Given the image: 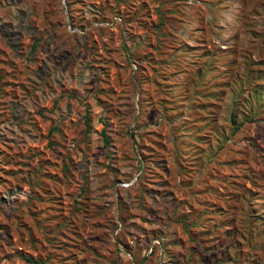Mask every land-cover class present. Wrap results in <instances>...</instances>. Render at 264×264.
<instances>
[{"label":"rangeland","instance_id":"obj_1","mask_svg":"<svg viewBox=\"0 0 264 264\" xmlns=\"http://www.w3.org/2000/svg\"><path fill=\"white\" fill-rule=\"evenodd\" d=\"M27 257L264 264V0H0V264Z\"/></svg>","mask_w":264,"mask_h":264},{"label":"trees","instance_id":"obj_2","mask_svg":"<svg viewBox=\"0 0 264 264\" xmlns=\"http://www.w3.org/2000/svg\"><path fill=\"white\" fill-rule=\"evenodd\" d=\"M35 45H33V48H34ZM231 121L234 123V115L232 113L231 115ZM26 261L29 262L30 264H41L38 260H33L31 257H27L26 258Z\"/></svg>","mask_w":264,"mask_h":264}]
</instances>
